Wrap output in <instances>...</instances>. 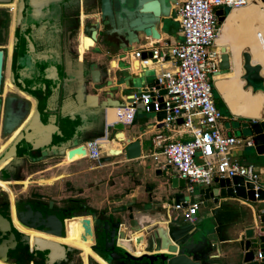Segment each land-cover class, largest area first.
I'll return each mask as SVG.
<instances>
[{
	"label": "water",
	"instance_id": "obj_1",
	"mask_svg": "<svg viewBox=\"0 0 264 264\" xmlns=\"http://www.w3.org/2000/svg\"><path fill=\"white\" fill-rule=\"evenodd\" d=\"M260 1L264 3V0ZM175 4L176 0H98V15L89 14L84 19L80 18L79 20L84 22V33H81L83 35L81 40H76L75 54L77 60L81 62L82 51L98 55L99 50L95 45L97 36L98 43L102 46L106 47L112 39L117 43V47L110 54L108 52L104 54L103 60H105V63L100 60L102 67L99 70L93 69L95 64L92 62L91 57L86 58L84 72L88 80L78 85L85 88L90 87L91 91L99 90L100 95L104 96L113 91L107 81L108 77L113 76L117 78L119 84H122L129 77L126 70L127 64L124 61L126 58L124 53L129 52L132 46L145 42L146 39L158 41L160 35L169 38L175 33L176 22L173 21L175 18L173 8ZM230 12L221 9L216 10L217 23H221ZM80 42L82 44L81 52H79ZM214 46L216 45L214 44ZM116 52H120L117 64L114 60L107 62L108 55ZM139 58H145V53L141 52ZM249 61L248 53L243 51L241 53L242 73L239 78L244 82L242 88H250L253 94L256 90V83L261 84L264 78L259 76V66L250 65ZM56 64L59 65V62H56ZM70 65L71 62L61 63L60 72L57 70L61 75L60 78V75L57 74L56 81H54L58 85L57 88H59V84L79 83L75 80L74 74L67 75ZM217 67V75H223L231 70L229 52H226L222 46L219 47ZM48 70L49 67L41 70L42 78L46 79L44 75L48 73ZM1 73L2 50L0 49V92ZM139 92L140 89L138 88L122 89L119 92L122 97L121 102L108 97L96 101L93 96L85 95L83 105L85 109L97 108L103 116L106 109L117 108L121 106L122 102L130 104L133 109V119L129 124L130 126L135 125L136 119H139L140 114L143 113L146 115L152 114L150 120L156 123L155 128L159 129L161 127L159 122L164 118L162 107L156 113L151 112V109L144 112L139 102L133 103L134 96ZM27 93L36 103L31 115L28 113L29 103L23 99L9 95L4 97L2 101L0 135L10 137L17 128L22 127L11 140V143L0 152V163L9 158L12 162L22 154L40 151L50 144L59 145L64 140L65 135L61 133L62 124L64 125V123L59 121L56 125H54V122L46 125L42 119V97L34 95L32 91H27ZM73 95L76 96L75 93ZM213 102L217 104V107L220 106L216 100ZM78 114L82 116L81 112ZM80 115L71 116L68 122H73L72 119L74 118L80 120ZM99 121L101 122V118ZM176 122L179 123L180 120L178 119ZM76 128L77 126H71L73 130ZM124 129L123 124L113 123L108 128L106 137H109V131H113L111 140L120 145V151L123 153L124 158L126 160L137 159L139 155L138 141L130 142L125 139ZM247 135L251 143L250 148L257 156H263L264 121L262 120L257 125L252 126ZM77 147L82 148L85 154L83 145ZM71 150L73 149L65 151L64 156L66 155L69 158ZM108 161L109 157L99 159V162ZM157 174L159 175V173ZM166 181L168 189L175 191L167 197V208L161 205L153 209L146 208L143 203H137L133 207L130 203H127L102 214L100 220L95 221L93 215L85 213L72 219L63 220L53 214L32 212L28 205H24L22 213H15L14 217L20 226L32 231L38 228V231L35 232L58 239L68 238L69 234L73 232L74 219L83 217L86 219L85 229L91 241L89 249L106 264H264V216H259V227L246 230L240 239L230 241L235 243V246H228L223 251L217 248L223 239L214 230L215 220H213V216L210 217L212 220H209L207 224H201L199 220L193 219L185 221L182 217L185 207L192 204L195 199L200 200L201 208L209 212H213L212 210L220 206V198L240 196L252 202L251 184H243L238 177L229 179L215 177L207 186L197 187L196 195H193L194 188H192L188 197H184L185 185L181 179L168 175ZM257 194L259 200L264 201V191L258 189ZM175 206H178L177 214L173 213V211H176L174 210ZM11 230L7 220L0 215L1 264L17 263L14 257H10L11 252L15 251L17 245L22 250H24V247L27 248L24 253L29 257L35 253L41 254L44 257L43 264H59L61 262L65 264L67 254L73 250L75 251L71 247L45 239L33 237L30 240L23 233L16 237L14 230ZM6 235L7 237L3 238ZM138 246L143 248V252L135 255ZM256 254H259V259H255ZM29 263H31V259ZM77 264H83L82 256ZM85 264L96 263L87 256Z\"/></svg>",
	"mask_w": 264,
	"mask_h": 264
},
{
	"label": "crops",
	"instance_id": "obj_2",
	"mask_svg": "<svg viewBox=\"0 0 264 264\" xmlns=\"http://www.w3.org/2000/svg\"><path fill=\"white\" fill-rule=\"evenodd\" d=\"M176 1L179 2L182 0ZM233 11H236L235 19L239 24V27L235 30L234 28H231L230 25L224 26L223 30L227 32L226 35L237 44V48L243 49L244 47H247L246 49L250 55L251 53H254L255 55L262 53L260 52V49L262 48L260 46L264 41V3L260 5L256 0H249L247 5L231 10V12ZM221 23H218V28ZM174 32L175 33L169 38H165L160 35L158 42L165 41L169 44L176 42L180 38L177 23L176 27H174ZM10 41L11 33H7V36L0 42V49L6 50L4 55V71L1 91L4 87L6 89L5 96H15L27 101L29 103V115H31L30 113H32L35 109L36 103L35 100L29 96L27 91H32L34 92V95L41 96L43 102L42 119L44 123L49 125V123L54 122V125H56L59 121L63 122L64 125L62 124L61 133H63L65 137L59 145L50 144L40 151H32L29 154H22L15 158L12 162L10 158L5 160V163L0 168V172L15 163L23 166L24 168H34L40 166L41 164L50 163L45 168H39L31 172L30 177H34L32 183L36 184L37 187H48L46 189L40 188V190H37L36 192L42 196L44 195L43 197L51 202L56 203L55 205H60L61 203H64V201L69 203L79 202L81 208L85 209L87 212L91 211L94 213H100L103 211L108 213V211H112L127 203H130L133 207H135L137 203H143L146 208L153 209L157 208L159 205L167 208V197L175 191L168 189L166 178L168 175L174 177L176 176L174 170L170 167L162 165L161 159H159L158 163H156L148 157L153 151L150 139L155 133H157V131H160V133L166 138L174 141H185L189 139V135L183 131L159 130L155 128L156 123L151 120L142 122L141 119H136L135 125H124L125 129L123 135L125 139H128L130 142L138 141L139 155L137 159L126 160L123 153L120 151V145L111 140V137H107V142L104 140L101 141L102 148L100 150V158L109 157L108 162L91 161L85 157L82 158L80 156L81 154H75L69 158H64L65 151L73 149L79 145H84L86 141L101 137L104 134L105 110L103 112V116H101V113L97 108L85 109L83 105L85 95L93 96L96 101H100L108 97L121 102L122 97L119 92L122 89H129L132 87L143 90L145 87L153 84L154 74H157L160 68L170 67V63L167 61V58H165V62L161 65L153 64L147 69L136 70L137 63H134L133 60L126 57L124 61L127 64L126 70L129 77L124 80L122 84L118 83L117 78L113 76L108 77L107 81L110 84V89L113 91L101 96L99 90L91 91L90 87L85 88L78 85L81 84V81L77 84H59V88H57L58 85H56L54 81H56L55 78L57 70L60 72L59 69L61 67V63H65V61H68L69 63L71 62V65L68 68L69 72L67 73V75L71 76V74L75 75L76 67L79 65V60L74 58V53L72 52L68 55L65 53H55L54 58L56 59L54 60L55 63L59 62L58 68H55L53 65H35V72L37 75H40L38 82L16 89L9 82ZM144 41L145 42L139 45L132 46L129 52L140 51L142 45L144 44L147 45L148 43H156L154 40L150 39H146ZM215 50L219 51V46H214L213 44L211 51ZM225 51L229 52L230 64L232 67V55L230 54L229 48L225 47ZM79 52H81V48H79ZM81 55L87 58L91 57L92 62L95 64L93 69L99 70L102 67L101 61L105 63V60H103L101 55L98 56L94 53H89L88 51H82ZM119 55L120 52L108 55L109 58L107 59V62L114 60L115 64H117ZM249 62L250 65H256L251 63V61ZM46 67H49V70L48 73L44 75L46 77V79H44L42 78L43 76L40 72ZM59 72L57 74L60 75ZM229 74L230 73L219 76L224 79L229 77ZM259 76L264 78V70L260 71V66ZM7 84L11 86V89L6 87ZM15 86L17 87L16 84ZM246 90L251 92L250 88H246ZM213 92L216 95V98L213 99V101L216 100L220 105L217 107V104H215L216 108L220 111L223 117L222 123L223 121L236 122L239 125L237 129H240V133L244 132L245 134L247 129L257 125L262 120L264 121V119L240 121L228 117L227 110L223 106L222 99L218 91L215 89V86H213L212 93ZM256 92L264 93V81L261 82V84L256 83L255 93ZM74 93L76 96L73 95ZM124 105L125 103L122 102L119 107ZM1 110L2 108L0 107V111ZM80 112L82 113V116L78 114ZM75 114L76 116H81L79 117L80 120H76V118H74L72 119L73 122H68L69 118ZM100 118L101 122L99 121ZM124 118L126 121L128 118L127 113H125ZM179 123L176 122L175 126ZM73 125L77 126L74 130L71 129V126ZM108 128L109 127L105 130L106 135L108 133ZM235 129L236 128L233 127H225L223 128V134L225 136L243 139V137L240 136L241 134H236L237 130ZM111 133L113 135L114 132L109 131L108 136H110ZM235 134L237 136H235ZM14 137L15 136L4 137L3 141L8 142L5 147L11 143V140ZM243 149V146L234 149L231 153L232 156L236 159L241 154ZM30 155L34 159H28V156ZM21 158H26L28 161ZM145 160L148 161L145 162ZM238 162L244 164L240 160H238ZM20 169L17 168V171L14 169L16 173V180H5V182H8L11 185L9 181H14L12 184H17V181H19L18 178L22 176V171ZM254 169L258 177L259 175H262L261 179L263 180L260 181L258 178V182L259 185L264 188L263 168ZM157 173H159V175ZM164 174L166 175L165 178L163 177ZM184 195V197H186L185 193ZM194 203H198V207L194 213L196 218H193V220H199L201 224H207L209 220H212L210 217L213 216V220H215L214 230L217 231L219 237L223 239L221 244L217 246V248L221 251L225 250L228 246H235V243L230 241L233 239H240L246 230L259 227V212L260 209L264 208V201L256 203L249 202L247 199L240 196L220 198V206L215 210H212L213 212L203 210L200 206L201 201L198 199H195ZM226 239L228 240L227 242ZM142 252L143 248H140L136 255H139Z\"/></svg>",
	"mask_w": 264,
	"mask_h": 264
},
{
	"label": "built area",
	"instance_id": "obj_3",
	"mask_svg": "<svg viewBox=\"0 0 264 264\" xmlns=\"http://www.w3.org/2000/svg\"><path fill=\"white\" fill-rule=\"evenodd\" d=\"M249 0H182L174 5V21L178 25L179 40L148 43L140 51L124 53L125 57L136 61V70H144L153 64L161 65L165 58L168 68H160L154 74V82L134 96L144 112H164L159 122V130H180L189 135L185 141H174L157 131L150 139L153 151L149 154L154 162L170 167L175 176L184 182L186 197L194 186L205 187L215 177H238L242 183L252 185V202L259 200L257 191L264 188L259 185L258 175L251 165L239 163L232 151L238 147H250L248 138L225 136L219 127L223 117L213 102L212 90L217 78L219 51H211L217 37L218 26L215 11H231L243 7ZM158 43V44H157ZM145 53L140 59L139 54ZM118 112L128 113L126 121L116 120L129 125L133 119L130 104L117 107ZM180 123L175 126L177 120ZM113 123L104 122V134L84 143L85 158L98 162L101 141L107 142L105 130ZM160 157V158H159ZM250 202V201H249ZM198 203L187 205L182 212L183 220L191 221ZM178 210V206L174 207ZM264 216V208L260 209ZM259 254L255 259H259Z\"/></svg>",
	"mask_w": 264,
	"mask_h": 264
},
{
	"label": "flooded vegetation",
	"instance_id": "obj_4",
	"mask_svg": "<svg viewBox=\"0 0 264 264\" xmlns=\"http://www.w3.org/2000/svg\"><path fill=\"white\" fill-rule=\"evenodd\" d=\"M97 2L98 0H0V42L7 36V33H11L9 46V82L11 85L19 89L22 86H28L31 83L38 82L40 75H37L35 72V65H53L55 68H58V64L54 60L55 53H65L68 55L72 52L74 53V58L77 59V55L75 54L77 47L76 40H81L83 36L81 33H84V22L79 20L80 18L84 19L89 14H93L94 16L98 15ZM95 45L99 50L97 53L98 56L101 55L103 58L104 53L108 52L110 54L117 47V43L112 39L106 47L102 46L98 43V36L96 37ZM81 46L82 44L80 42V48ZM1 50L2 84L6 50ZM86 58L82 56L81 62L78 61L80 65L76 67L75 71V80L77 82H85L88 80L84 72ZM4 97L6 96L0 98V107ZM1 118L2 110L0 111V124ZM28 159L34 158L30 155ZM9 168L8 166L7 169L5 168L0 172V178L3 180L0 181V191L6 196L4 197L0 193V197L3 196L0 199V215L7 220V224L12 229L11 231L14 230L13 232L16 237L20 234L18 230L20 225L16 222L14 214L22 213L24 205H28L32 212L53 214L63 220L72 219L77 215H82L87 212L81 208L79 202L69 203L64 201L65 204L55 205L56 203L51 202L36 192H24L26 196L20 197H18L20 193L14 195L9 187L10 184L5 182L6 179L16 176L14 170V174L8 171ZM24 182H22L23 185ZM93 213L88 211L85 214L91 215ZM104 213L106 212L94 213L95 221L100 220ZM85 220L83 217L74 219L73 232L69 234L68 238L61 240H71L68 243H71L72 246H75V244L84 245L87 241H90L85 229ZM36 231H38V228ZM83 233L85 234L84 237H82ZM30 234L38 236L39 233L31 230ZM7 235L3 238H6ZM23 249L17 245L15 251L11 252L10 257H14L18 264H43L44 257L41 254L35 253L29 257L24 253L27 248L24 247ZM80 257L81 250L79 252L73 250L67 254L65 264H77ZM30 259L31 263H29ZM59 264L63 263L61 262Z\"/></svg>",
	"mask_w": 264,
	"mask_h": 264
},
{
	"label": "bare ground",
	"instance_id": "obj_5",
	"mask_svg": "<svg viewBox=\"0 0 264 264\" xmlns=\"http://www.w3.org/2000/svg\"><path fill=\"white\" fill-rule=\"evenodd\" d=\"M13 5V4H12ZM235 13L236 11L230 12L229 15L224 19V21L220 24L217 32V37L214 40V44L218 45L219 47H228L230 54L232 55V62L233 65L231 67V72L229 74V77L222 79L221 76L217 75V78L215 79L214 86L215 89L220 94V97L222 99V104L227 110V116L240 121H249L252 119H264V93L256 92L252 94L249 90L243 89V81L240 80V75L242 73L241 69V53L243 51H246L250 56V61L253 64L260 66V71L264 70V41L261 44L260 52L258 55H255L254 53L248 52L246 49L247 47L237 48V44L231 40L227 35L223 27L230 25L231 28H234L237 30L239 27V24L237 23L235 19ZM10 49V48H9ZM254 52V51H252ZM9 89H11V86L8 84L6 85ZM4 88V87H3ZM6 91V89L4 88ZM4 92V91H3ZM115 111V112H114ZM223 111V110H222ZM126 112H118L116 108H109L105 110V122L113 123L116 120H123L125 121L124 115ZM31 114V113H30ZM128 114V113H127ZM116 119V120H115ZM20 130V127L17 128L10 137H13L17 134V132ZM1 139H4V136L1 137ZM8 142H5L3 144H0V152L4 148L5 145H7ZM71 156L84 152L82 148L76 147L71 150ZM67 156L65 155L64 158ZM0 163V167L4 164ZM1 181V180H0ZM20 233H23L27 235L30 240L33 237L45 239L54 243L63 244L68 247H71L75 250H81V256L83 264H85V258L89 256L96 264H106L101 259H99L94 253H92L89 249L90 241H87L84 245H77L72 246L70 242L71 240L63 241L61 239L51 237L48 235H44L39 233L38 236H33L30 234L31 230L27 229L25 227L20 226L18 228ZM85 234L83 233L82 237H84ZM81 237V238H82ZM76 241V240H75ZM140 249V246L137 247V251ZM137 252H135V255ZM1 264V263H0Z\"/></svg>",
	"mask_w": 264,
	"mask_h": 264
},
{
	"label": "rangeland",
	"instance_id": "obj_6",
	"mask_svg": "<svg viewBox=\"0 0 264 264\" xmlns=\"http://www.w3.org/2000/svg\"><path fill=\"white\" fill-rule=\"evenodd\" d=\"M257 2H258V4H260V5H262L263 4V2H261L260 0H256ZM231 72V70L229 71V72H226V73H224V74H227V73H230ZM4 91V92H3ZM2 96H5V90L2 88V91L0 92V98L2 97ZM212 96H213V99H215L216 98V95H215V93L213 92L212 93ZM141 115V117L139 118V119H141L142 120V122L143 121H149L150 119H151V115L152 114H143V113H141L140 114ZM144 116V117H143ZM260 121V120H259ZM221 126L219 127V130H220V132L221 133H223V128H225V127H233V128H236L235 130H237V133L236 134H241L240 136H242L243 138L244 137H247L248 135V132H246L245 134H244V132H241L240 133V129H237L238 127H239V125L236 123V122H230V121H223V123H222V121H221ZM239 130V131H238ZM235 134V136H237ZM247 135V136H246ZM1 136V135H0ZM109 137H112V133L110 134V136ZM108 137V138H109ZM3 143H5L4 141H3V139H1L0 138V144H3ZM6 146V145H5ZM4 146V147H5ZM145 147H146V145H145ZM244 149L242 150V152H241V154L236 158V160L238 161V160H240L241 162H243L245 165H251V166H253L254 168H263V170H264V155L263 156H257L255 153H254V151H253V149L252 148H246V147H243ZM4 149V148H3ZM3 149H2V151H3ZM78 154H81L80 156L81 157H84V153L82 152V153H78ZM148 160H145V162H147ZM50 163H46V164H41L40 166H37V167H34V168H32V167H23V166H20V165H18V164H14V165H10L9 167V169H8V171L10 172V173H13L14 174V169L17 171V168H21L20 170L22 171V176H20L18 179H19V181H17V184H12L13 182L12 181H9L10 183H11V185L9 186L10 187V189L12 190V192H13V194L14 195H16L18 192H20V194L18 195V197H20V196H26V193H24V192H27V193H32L33 191L34 192H36L37 190H40V188L41 189H46V188H48L47 186H40V187H37L36 186V184H34V183H32V181L34 180V177H30V175H31V172H33V170H37V169H39V168H45V167H47L48 165H49ZM7 167V166H6ZM1 168V167H0ZM7 169V168H6ZM19 170V171H20ZM14 176V175H13ZM28 176V177H27ZM165 174L163 175V177L165 178ZM259 180L261 181V180H263V179H261L262 178V175H259ZM16 180V177H11L10 179H6V180ZM0 180H2L1 178H0ZM25 181V182H24ZM22 182H24V185L22 184ZM197 187L198 186H194V191H193V195H196V193H197ZM0 193L1 194H3V196L4 197H6L5 195H4V193L3 192H1L0 191ZM37 193V192H36ZM3 196H1L0 197V199L1 198H3ZM44 196V195H43ZM173 213L174 214H177L178 212L177 211H173ZM36 231V230H35Z\"/></svg>",
	"mask_w": 264,
	"mask_h": 264
},
{
	"label": "trees",
	"instance_id": "obj_7",
	"mask_svg": "<svg viewBox=\"0 0 264 264\" xmlns=\"http://www.w3.org/2000/svg\"><path fill=\"white\" fill-rule=\"evenodd\" d=\"M217 26H218V24H217ZM249 129H250V128H249ZM249 129H247L246 132H249ZM16 264H18V263H16ZM19 264H22V263H19ZM24 264H25V263H24Z\"/></svg>",
	"mask_w": 264,
	"mask_h": 264
}]
</instances>
